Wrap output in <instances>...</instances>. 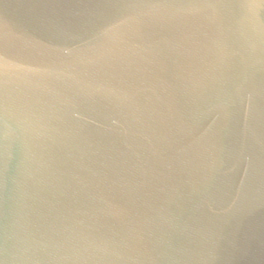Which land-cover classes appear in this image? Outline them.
Masks as SVG:
<instances>
[{"label":"water","instance_id":"water-1","mask_svg":"<svg viewBox=\"0 0 264 264\" xmlns=\"http://www.w3.org/2000/svg\"><path fill=\"white\" fill-rule=\"evenodd\" d=\"M0 264H264V0H0Z\"/></svg>","mask_w":264,"mask_h":264}]
</instances>
